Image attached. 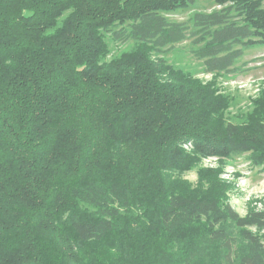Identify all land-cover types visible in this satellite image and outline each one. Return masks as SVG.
I'll return each mask as SVG.
<instances>
[{
    "label": "trees",
    "instance_id": "16d2710c",
    "mask_svg": "<svg viewBox=\"0 0 264 264\" xmlns=\"http://www.w3.org/2000/svg\"><path fill=\"white\" fill-rule=\"evenodd\" d=\"M195 2L0 0V264H264V211L172 180L197 155L264 163V123L226 122L210 85L153 56L191 37L233 71L264 43V0L167 19ZM105 33L137 45L106 61Z\"/></svg>",
    "mask_w": 264,
    "mask_h": 264
},
{
    "label": "rangeland",
    "instance_id": "374dc122",
    "mask_svg": "<svg viewBox=\"0 0 264 264\" xmlns=\"http://www.w3.org/2000/svg\"><path fill=\"white\" fill-rule=\"evenodd\" d=\"M215 0H196L186 10L165 14L169 21L186 22L198 11L210 12L219 9ZM110 61L131 51L137 42L117 41L105 33ZM196 46L192 38L154 52V58L164 60L173 72L198 79L208 84L222 100V118L226 122L248 125L251 122L264 123V43L244 49L231 72L211 73L206 70L203 60L198 59L193 49ZM163 76L174 77L165 70ZM224 104V105H223ZM187 153L194 155L193 146H184ZM194 163L184 170L174 171L172 180L182 189L193 193L217 196L223 202H229L240 214L250 211H264V163H257L251 152L230 154L228 156L197 155ZM257 231V230H254ZM257 233L264 238V230Z\"/></svg>",
    "mask_w": 264,
    "mask_h": 264
}]
</instances>
